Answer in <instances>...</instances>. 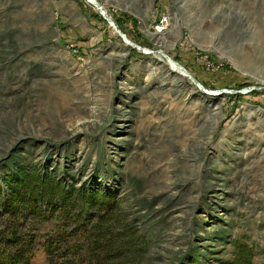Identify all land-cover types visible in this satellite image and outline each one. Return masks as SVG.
Wrapping results in <instances>:
<instances>
[{"label":"rangeland","instance_id":"374dc122","mask_svg":"<svg viewBox=\"0 0 264 264\" xmlns=\"http://www.w3.org/2000/svg\"><path fill=\"white\" fill-rule=\"evenodd\" d=\"M96 2L0 0V178L25 163L118 203L27 222L29 264L97 230L134 236L119 264H228L237 241L264 264V0Z\"/></svg>","mask_w":264,"mask_h":264},{"label":"trees","instance_id":"16d2710c","mask_svg":"<svg viewBox=\"0 0 264 264\" xmlns=\"http://www.w3.org/2000/svg\"><path fill=\"white\" fill-rule=\"evenodd\" d=\"M117 204L111 194H91L74 190L73 186L67 189L47 170L18 164L9 175L0 178V264H29L38 240L24 229L27 222L46 223L53 216H59L65 219L63 225L67 230L72 223L75 227L78 224L75 210L79 212L87 206L110 216ZM123 232L114 236L108 232L106 236L97 230L91 235L86 251L80 244L62 248L67 236L64 239L58 235L47 242L45 253L49 264H81L83 255L92 257L90 264H119L121 256L131 254L134 261L139 252L133 244L134 236H130L129 231ZM252 257L251 250L237 241L233 245V259L228 264H251Z\"/></svg>","mask_w":264,"mask_h":264},{"label":"bare ground","instance_id":"6f19581e","mask_svg":"<svg viewBox=\"0 0 264 264\" xmlns=\"http://www.w3.org/2000/svg\"><path fill=\"white\" fill-rule=\"evenodd\" d=\"M88 4L96 7V9L98 11H100L101 15L106 17V14L104 12V10L102 9V7L96 2V0H85ZM108 19V18H107ZM109 24L112 26V28H116L115 24L112 22V20H109ZM109 25V26H110ZM111 28L112 32L114 35L116 36H120V31L116 28V30L114 31L113 29ZM127 40L125 39V43L127 44ZM162 54V53H161ZM164 58L166 59V64L169 65V68H170V72H174L176 73L177 75L179 74L180 77L182 78H189V79H193L186 71H184L178 64H176L175 62H173L172 60H170L169 58H167L166 56H164Z\"/></svg>","mask_w":264,"mask_h":264},{"label":"built area","instance_id":"2783aa9c","mask_svg":"<svg viewBox=\"0 0 264 264\" xmlns=\"http://www.w3.org/2000/svg\"><path fill=\"white\" fill-rule=\"evenodd\" d=\"M165 25H166V20H162L157 26V32H161L165 28Z\"/></svg>","mask_w":264,"mask_h":264},{"label":"water","instance_id":"95a60500","mask_svg":"<svg viewBox=\"0 0 264 264\" xmlns=\"http://www.w3.org/2000/svg\"><path fill=\"white\" fill-rule=\"evenodd\" d=\"M104 19H105V18H104ZM107 22H108V25H110L108 20H107ZM109 27L112 28L111 25H110ZM112 29H113L114 31L116 30V28H112ZM119 37L125 42V39H126L125 36H123L122 34H120ZM127 44H128V45H131L129 42H127Z\"/></svg>","mask_w":264,"mask_h":264}]
</instances>
